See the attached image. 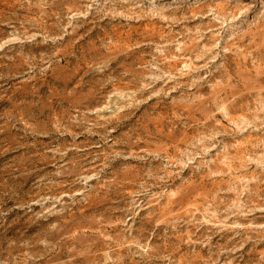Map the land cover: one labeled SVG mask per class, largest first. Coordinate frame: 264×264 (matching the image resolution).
<instances>
[{"label": "rangeland", "instance_id": "rangeland-1", "mask_svg": "<svg viewBox=\"0 0 264 264\" xmlns=\"http://www.w3.org/2000/svg\"><path fill=\"white\" fill-rule=\"evenodd\" d=\"M0 264H264V0H0Z\"/></svg>", "mask_w": 264, "mask_h": 264}]
</instances>
